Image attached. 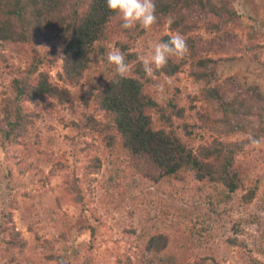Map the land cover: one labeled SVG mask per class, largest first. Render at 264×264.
Instances as JSON below:
<instances>
[{"label":"trees","instance_id":"16d2710c","mask_svg":"<svg viewBox=\"0 0 264 264\" xmlns=\"http://www.w3.org/2000/svg\"><path fill=\"white\" fill-rule=\"evenodd\" d=\"M234 1L155 0L158 20L150 29L160 31L167 18L173 17L174 23L168 28L185 35L189 54L183 59L171 55L166 67L154 70V78L145 74L141 54L134 50L137 38L145 29L139 24L123 29L121 18L109 11L106 0H0V47L6 43L22 45L27 56L24 66L16 68L0 51L1 68L8 78L7 85L0 90V165L11 174L10 151L38 117L29 104L39 107L45 101L60 105L70 102L65 85H75L94 62H101L103 85L90 88L88 96L93 97L94 109L102 112L104 120L95 118V111L86 110L81 123L74 126L81 133L87 128L100 137L112 160L105 180L108 186L123 171L119 164H126L132 173L153 184L170 176L192 175L205 195L210 212L215 213L220 204L231 201L238 191L243 192L242 203L251 202L258 195L261 178H251L249 164L242 167L236 162V155L245 143L264 134V94L257 87L241 86L236 76L220 79L216 69L219 60L211 56L240 49L236 36L229 30L241 18ZM201 25L212 36L203 39L188 34ZM250 32V36L256 35ZM39 36L48 43L41 50L36 42ZM170 38L161 35L159 40L167 42ZM111 43L125 55L130 69L125 77H120L107 60ZM57 54L62 58V72L58 74L61 85L53 83L49 73L41 70ZM186 57L193 67L192 79L202 84L200 99L205 105L197 115L220 136L242 133L246 134L244 141L226 142L216 138L194 150L189 141L193 125L187 121L179 89L176 85L171 89L164 82L165 76H174L179 71ZM161 86L163 96L159 99L157 88ZM192 102L191 107H195ZM87 161L85 174L95 172L102 164L96 156ZM71 178L65 189L74 192L76 200L83 201L79 178L76 175ZM14 202L6 199L1 209L6 224H0V259L10 262L16 255H24L27 246L13 223ZM209 217L203 215L202 222L209 224ZM136 239L141 247L133 253L134 262L128 258L124 264H207L205 257L191 259L193 248L180 228L169 232L145 227ZM231 242L237 245L236 239ZM244 244L240 243L242 249ZM42 257L67 264L63 253L45 252ZM251 262L260 264L256 259Z\"/></svg>","mask_w":264,"mask_h":264},{"label":"rangeland","instance_id":"374dc122","mask_svg":"<svg viewBox=\"0 0 264 264\" xmlns=\"http://www.w3.org/2000/svg\"><path fill=\"white\" fill-rule=\"evenodd\" d=\"M234 7L241 18L229 30L236 36L240 49L211 56L219 60L216 69L220 79L236 76L241 86L257 87L264 94V0H235ZM250 31L256 35L250 36ZM176 33L167 23L160 31L145 29L137 38L134 50L141 57L150 58L154 47L161 43V35ZM191 33L203 39L213 34L204 25L188 34ZM36 42L40 50L48 46L43 36L37 37ZM109 46L111 51L115 50L112 43ZM0 51L16 68L23 67L27 60L22 45L6 43ZM61 63V54H57L51 58L50 65L41 66L42 71L49 73L50 80L59 85L63 84L58 77ZM1 67L0 63V90L8 83ZM192 70L186 57L179 71L174 76H165L164 82L171 89L175 85L179 89L187 121L193 125L189 141L194 150L216 138L226 142L244 141L246 134L242 133L220 136L197 115L205 103L200 99L202 84L192 79ZM101 74L102 63L94 62L78 83L65 85L71 97L66 104L55 101H45L39 107L29 104L38 117L10 151L11 174L0 165V224H6L1 212L3 201L14 200L12 219L26 242V252L16 255L11 262L0 259V264H58L43 258L45 252L65 254L67 264H124L128 258L134 262L133 253L141 247L136 235L150 226L169 232L183 230L193 248L191 259L205 257L207 264H252L251 259H256L264 264L263 132L259 138L245 143L236 155V162L242 167L249 164L251 178H261L258 195L251 202L242 203L243 192L238 191L231 201L220 204L215 213L210 212L205 195L192 175L170 176L153 184L132 173L126 164H119L123 171L108 186L105 180L112 160L100 137L87 128L81 133L74 126L81 123L84 111H95L88 90L102 87ZM162 89L163 86L157 88L159 99L163 96ZM190 101L195 107H191ZM93 113L95 118L102 119V112ZM93 156L101 159V167L85 174L84 165ZM73 175L80 180L83 201L76 200L77 195L65 189ZM203 215H210L209 224L202 222ZM231 239H236L237 245ZM240 243H245L244 249Z\"/></svg>","mask_w":264,"mask_h":264},{"label":"clouds","instance_id":"9594fccd","mask_svg":"<svg viewBox=\"0 0 264 264\" xmlns=\"http://www.w3.org/2000/svg\"><path fill=\"white\" fill-rule=\"evenodd\" d=\"M106 6L110 12L121 18L123 29H132L137 24L144 29H149L158 20L155 0H106ZM173 23L174 18L169 16L167 25L170 27ZM188 54L189 47L186 39L176 33L167 42L158 43L150 58L141 57L143 71L148 77H152L154 70L167 66L171 55L183 59ZM125 59V55L119 49L109 51L107 54L108 62L115 66L120 77H125L130 70ZM253 142L256 143V141Z\"/></svg>","mask_w":264,"mask_h":264}]
</instances>
